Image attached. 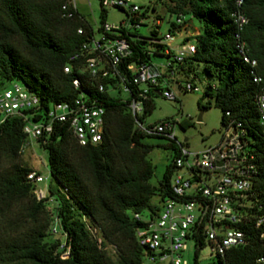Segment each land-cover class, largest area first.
Here are the masks:
<instances>
[{
	"label": "trees",
	"instance_id": "trees-1",
	"mask_svg": "<svg viewBox=\"0 0 264 264\" xmlns=\"http://www.w3.org/2000/svg\"><path fill=\"white\" fill-rule=\"evenodd\" d=\"M62 3L0 0V88L7 82H17L36 94L39 108L26 111L33 114V120L42 117L40 112L44 114L49 104L72 101L84 93L89 101L105 108L102 141L80 145L68 125L61 122L53 124L49 136L36 139L47 151L49 170L48 196L38 200L33 192L35 185L27 178L34 169L20 160L22 147L28 143L23 132L25 122L14 116L0 123V157L8 163L0 171V216L17 211L32 222L15 237L0 234V264H143V247L135 237L141 223L134 220L133 213L155 214L162 199L173 197L170 177L183 144L136 127V118L146 123L154 107L152 97L158 95L154 89L149 90L142 113L135 117L129 104L140 97L133 75L126 71L124 84L133 89L122 97L118 89L110 90L112 78L92 77L84 70L83 59L70 60L92 33V25L76 7L70 8L71 17L63 15ZM100 6L103 24L106 12L101 0ZM168 10L198 19L201 27L194 36L195 51L176 62L174 69H165L162 80L175 74L191 80L205 75L203 93L197 101L199 112L213 105L220 111L223 128L239 124L245 131V149L257 165L251 178L250 206L245 208L246 222L237 224L246 243L207 264H264L258 260L264 258V221L255 225L256 218L264 217V123H260L256 101L264 90V0H170ZM236 12L245 18L241 27L235 21ZM78 28L84 33H77ZM172 28L174 23L170 22L169 30ZM136 32L126 63H150L155 55L163 56L165 61L171 59L173 53L159 42L158 30L152 29L149 36ZM67 63L71 70L65 73ZM75 78L78 88L73 85ZM99 83L104 86L102 91L97 88ZM147 136L168 139L165 147L172 150L171 161L157 185L150 183L153 165L148 154L152 146L143 142ZM153 196H157L156 203L151 202ZM50 201L56 203L53 218L48 209ZM39 214L43 217L41 223ZM54 220L63 238L52 232ZM93 229L116 247V263L105 254ZM196 238L203 247L204 234ZM66 251L67 257H61Z\"/></svg>",
	"mask_w": 264,
	"mask_h": 264
},
{
	"label": "built area",
	"instance_id": "built-area-1",
	"mask_svg": "<svg viewBox=\"0 0 264 264\" xmlns=\"http://www.w3.org/2000/svg\"><path fill=\"white\" fill-rule=\"evenodd\" d=\"M101 5L125 11L127 20L121 21L119 25H110L105 21L96 28L92 26V33L82 43L79 53L71 56L70 60L83 59V68L92 77L112 78V92L118 89L130 95L133 88L126 86L124 79L126 71L133 75V83L139 89L137 97H140L132 99L129 104L135 117L142 113L143 100L148 97L149 90L154 89L155 93L166 99H175L173 91L161 75L169 66L174 69L176 62L183 61L195 51L194 36L198 30L190 32L181 42L171 46L175 34H179L181 28L186 26L185 18L175 15V20L171 21L174 28H168L159 40L173 53L170 60L163 63H126L125 58L132 51L131 41L137 38L135 32L143 24L146 9H140L130 0H101ZM75 7V0H63V15L71 17L70 8ZM126 7L129 11L125 10ZM234 16L237 25L241 27L245 22L244 16L240 12ZM154 29L157 30V26ZM77 33L83 34L84 30L78 28ZM243 59L248 61L247 57ZM251 64L254 65L255 61L252 60ZM63 70L65 73L70 72L71 64L67 63ZM73 85L79 87L77 78L73 80ZM174 85L178 87V82H174ZM181 87L184 91L200 90L191 79ZM97 88L102 91L104 86L99 83ZM88 99L87 95L79 93L72 101L49 104L44 114L40 112L42 117L33 120V114H27L26 111L39 108V97L20 83L13 82L9 88H0V123L7 117H21L25 122L23 132L28 141L49 136L56 122L66 123L80 145H95L102 141L105 108ZM256 101L260 123L263 124L264 90L257 95ZM135 122L136 127L146 134L176 139L174 128L177 121L174 119H164L152 125L140 123L137 118ZM224 129L225 133L215 146L200 151H188L181 146L170 177L173 197L162 199L155 214L133 213L134 220L141 223L135 229V237L143 247V261L151 264H202L198 254L204 247L208 248L209 256L223 259L227 250L246 243L245 234L237 224L246 222L245 208L250 206L248 196L252 191L251 178L257 172V165L245 149L244 129L239 124H228ZM27 178L35 185L33 192L36 199L48 196L47 184L38 185L47 176L33 170L27 174ZM263 221L264 217L256 218L255 225L259 226ZM56 224L54 220L51 228L53 233H58ZM199 233L204 234L203 247L196 238ZM189 241L193 250L191 262L183 257ZM63 245L64 242H61L60 247ZM67 253L64 252L61 257H67ZM258 260L264 262L263 257Z\"/></svg>",
	"mask_w": 264,
	"mask_h": 264
},
{
	"label": "rangeland",
	"instance_id": "rangeland-1",
	"mask_svg": "<svg viewBox=\"0 0 264 264\" xmlns=\"http://www.w3.org/2000/svg\"><path fill=\"white\" fill-rule=\"evenodd\" d=\"M132 4L140 7V9L145 10V16L143 19V24L137 28V34L141 36H149L150 31L157 26L159 36L166 33L169 28L170 22L175 20V14L168 10L170 5V0H130ZM77 11L83 15V17L91 23V25L96 28L100 24V0H75ZM106 12L105 21L110 25H119L123 20H127L125 13L116 7L106 6L104 7ZM126 11L129 9L126 7ZM187 19L185 23L191 22L192 32L200 29L201 23L198 19L186 15L184 17ZM197 28V29H196ZM180 38L179 34H175L171 46L178 43ZM165 58L163 56H152L151 62L153 63H163ZM201 65L199 66V68ZM205 75H199V77L192 79L199 87V91H184L182 89V84L185 81L190 80L183 74H175L171 77L164 78V82L170 86V89L175 95V99H166L160 95L152 97L153 109L151 113L147 116L146 123H154L166 118H171L176 120V125L174 128V134L176 142L182 143L184 149L188 151H200L208 146H215L219 143L222 135L225 133V129L220 122V111L218 108L211 105L207 110L199 112L197 107V101L202 96V89L204 87ZM171 79V80H170ZM170 80V81H168ZM174 80L178 81L180 87L174 85ZM13 82H7L4 86L9 88L12 86ZM122 97H126L125 93L121 92ZM206 98L202 99L205 102ZM201 113V119L197 120L198 115ZM1 116V115H0ZM184 121V127L180 125ZM29 143L26 147L22 149L20 154V160L32 167L34 170L39 171L42 175L47 176L44 182L39 183V186H44L49 182V170L47 168V151L41 147L35 139L28 141ZM143 142L150 144L152 146L151 151L148 154V159L153 165V175L150 178V183L152 185H157V180L163 174L165 166L171 161L172 150L165 147L169 142L166 138H158L155 136H147L143 138ZM8 165L7 161L0 157V171L6 168ZM151 202H157V196H153ZM48 209L51 218L54 217V207L56 203L54 201L48 202ZM42 215H38L39 223L43 221ZM32 225L31 219L26 218L21 213L11 212L5 217L0 216V234L3 237H15L23 230ZM93 236L101 244V247L105 251V254L113 261L117 262V250L111 243L105 242L99 230H92ZM55 236L63 238L59 233ZM189 247L187 252L183 253V257L189 262L192 260V243L188 242ZM209 251L207 247L200 250L198 254V260L202 264L214 263L215 257L209 256ZM143 264H151L147 261H143ZM167 264V263H159Z\"/></svg>",
	"mask_w": 264,
	"mask_h": 264
},
{
	"label": "crops",
	"instance_id": "crops-1",
	"mask_svg": "<svg viewBox=\"0 0 264 264\" xmlns=\"http://www.w3.org/2000/svg\"><path fill=\"white\" fill-rule=\"evenodd\" d=\"M192 28H193V27H192L191 22L186 23V26L181 28V31H180V33H179L180 38H179L178 43L181 42L183 39H185V37H186L187 35H189L190 32H192ZM196 29H197V28H196ZM197 30H198V29H197ZM197 30H195V31H197ZM178 43H176V44H178ZM176 44H175V45H176Z\"/></svg>",
	"mask_w": 264,
	"mask_h": 264
},
{
	"label": "water",
	"instance_id": "water-1",
	"mask_svg": "<svg viewBox=\"0 0 264 264\" xmlns=\"http://www.w3.org/2000/svg\"><path fill=\"white\" fill-rule=\"evenodd\" d=\"M201 119V113L198 115L197 120Z\"/></svg>",
	"mask_w": 264,
	"mask_h": 264
}]
</instances>
